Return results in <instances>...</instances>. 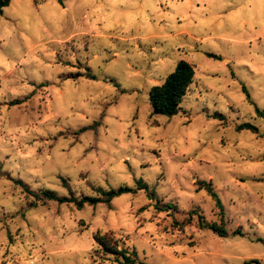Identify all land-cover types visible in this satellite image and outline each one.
I'll use <instances>...</instances> for the list:
<instances>
[{"label":"rangeland","instance_id":"1","mask_svg":"<svg viewBox=\"0 0 264 264\" xmlns=\"http://www.w3.org/2000/svg\"><path fill=\"white\" fill-rule=\"evenodd\" d=\"M179 59L193 79L175 113H153L149 89ZM18 179L39 196L132 189L77 207ZM199 180L227 235L196 223L194 207L219 220ZM96 230L134 249L132 264H264V0L3 6L0 264H124Z\"/></svg>","mask_w":264,"mask_h":264},{"label":"trees","instance_id":"2","mask_svg":"<svg viewBox=\"0 0 264 264\" xmlns=\"http://www.w3.org/2000/svg\"><path fill=\"white\" fill-rule=\"evenodd\" d=\"M10 0H0V13L2 12L3 6L7 5ZM194 67L191 62L186 59L177 60L174 68L168 72L164 79L160 83L153 84L148 92V98L151 104L153 113H163L171 115L178 110L179 103L186 93L187 88L190 82L193 79ZM245 89V88H244ZM249 127L252 130H257L256 126L252 123L245 122L240 124L239 127ZM22 187L26 190L27 193L34 194L36 197H40L43 200L48 198L57 199L60 202L73 201L77 207H81L84 203L95 204L98 201H104L109 203L111 198L123 191L131 190L132 188L128 185H119L117 187L103 188L98 185L92 184V188L96 191L95 195L81 194L79 196L75 195L74 192L70 189L69 194L58 195L55 191L48 188L41 189L42 196H39V192L31 189L24 181L21 179L17 180ZM66 184L65 180H63ZM197 188L204 187L210 194L211 198L214 200L215 206L218 208L219 220H207L205 219L202 212L198 211L196 207L192 208L190 211H195L197 214L196 223L200 228L208 227L212 231L219 235H227L228 230L224 227L223 216H224V205L217 191L215 190L211 180H199ZM138 187H143L147 190V195L150 198L156 196L154 188H148V185L144 181H140ZM156 207L158 206L162 209L165 205L167 207H176L174 203H165L159 205L155 203ZM191 220V217H187L184 222L188 223ZM176 223L182 224L183 221L174 220ZM232 233L243 234L241 228H235L232 230ZM94 241L97 243L98 247L104 253H113L117 257L120 255V262L124 264H132L137 260V255L134 249L128 251L124 247H119L117 238L110 231H99L96 230L93 233ZM141 263H145L140 261ZM157 264V263H154Z\"/></svg>","mask_w":264,"mask_h":264}]
</instances>
